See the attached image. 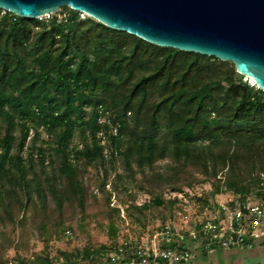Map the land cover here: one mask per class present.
<instances>
[{"label":"trees","instance_id":"trees-1","mask_svg":"<svg viewBox=\"0 0 264 264\" xmlns=\"http://www.w3.org/2000/svg\"><path fill=\"white\" fill-rule=\"evenodd\" d=\"M63 8L67 15L47 20L0 10V223L13 222L17 211L47 243L67 234L62 220L69 212L81 231L94 221L115 238L119 209L111 206L106 185L116 156L123 173L113 179L112 191L128 198L127 211L171 209L178 199L164 192L183 193L203 183L199 176L224 171L225 185L241 205L252 194L264 204L260 90L230 62L158 47ZM39 129L47 141H38ZM88 167L102 172L100 197L84 181ZM130 184L150 195L148 206H136ZM167 247L178 249L175 241ZM120 249L126 253L121 264H141L128 244L60 252L59 263L37 255L32 261L16 257L13 264H105Z\"/></svg>","mask_w":264,"mask_h":264},{"label":"water","instance_id":"water-1","mask_svg":"<svg viewBox=\"0 0 264 264\" xmlns=\"http://www.w3.org/2000/svg\"><path fill=\"white\" fill-rule=\"evenodd\" d=\"M63 7L158 47L230 62L264 94V0H0L24 19Z\"/></svg>","mask_w":264,"mask_h":264},{"label":"rangeland","instance_id":"rangeland-1","mask_svg":"<svg viewBox=\"0 0 264 264\" xmlns=\"http://www.w3.org/2000/svg\"><path fill=\"white\" fill-rule=\"evenodd\" d=\"M67 9L63 8L55 14L58 18L67 15ZM51 15L41 19L47 20ZM85 15L81 14L80 18L84 19ZM90 19V18H89ZM246 79L243 78V81ZM248 81V80H246ZM249 82V81H248ZM251 85V83L249 82ZM86 110H91L87 107ZM108 114L105 115V120ZM102 117V119H104ZM113 127V126H111ZM38 141H47L48 136L43 129H39ZM32 136V133L29 135ZM104 144L106 143V134L104 133ZM101 139V138H100ZM102 141V139H101ZM73 142H78L77 134L74 133ZM30 146L29 138L27 139V147ZM106 152H111L107 149ZM116 156V153L114 154ZM115 164L108 168V178L106 189L111 192V206L119 209L117 224L119 232L115 238H111L106 231V227L99 228L94 221L85 225L84 231H81L73 220V216L69 212L63 215V225L68 229L67 234L61 240L50 239L45 242V239L40 236L36 230V225L33 222L21 223L22 214L15 211L13 213V222L5 218L0 223V264H13L16 257L25 258L28 261L36 259L37 255H48L55 263L62 261L60 252L76 255L82 253L85 249H100L101 247L118 246L122 248L124 244L130 245L131 250H127L129 254H133L136 245L145 246L151 241L156 242L159 247L166 245L165 236L157 237L153 235L159 231L163 224H172L181 235L187 237L189 230L198 224L199 221L210 220L213 217L220 216L219 208L221 205H228L232 201L238 200L232 191L225 185V171L217 174L216 177H200L203 183L195 185L193 188H185L183 193L164 192L166 198L172 197V194H177L179 197L177 203L171 209L152 210L147 208L143 213L139 210L127 211L130 202L127 197L121 200L112 191V182L116 175L123 173L121 159L114 157ZM166 160L157 162L158 169L163 168ZM102 172L95 167H88L84 174V181L90 186L93 193L100 197L98 190L99 184L103 180ZM198 176V175H197ZM136 179H141V174L136 173ZM260 186L264 188V175L260 177ZM218 190V191H217ZM130 192L135 195V204L138 208L148 206L151 201L149 194L140 191L136 186L130 184ZM260 197L252 194L250 203L257 204ZM124 202V203H122ZM129 210V209H128ZM125 252V251H124ZM131 252V253H130ZM126 255V253H125ZM130 256V255H129ZM136 260H132V264H136ZM124 264V263H122Z\"/></svg>","mask_w":264,"mask_h":264},{"label":"built area","instance_id":"built-area-1","mask_svg":"<svg viewBox=\"0 0 264 264\" xmlns=\"http://www.w3.org/2000/svg\"><path fill=\"white\" fill-rule=\"evenodd\" d=\"M106 122L105 118H101L100 123ZM118 126L116 124V126L111 127L114 134H116ZM98 137L102 139L104 144V132L101 131ZM172 197H179V195L172 194ZM230 203L232 205L220 206V216L199 221L189 230L185 238L178 233L173 225L162 226L153 237L156 239L165 236L167 241L165 246L159 247L156 242L151 241L145 246L139 244L134 247L135 253L141 259V264H156L158 260L170 263L186 261L190 256V244L199 241L200 236L206 238L209 241L208 244L217 245L221 248L245 246L248 237L264 236V204L247 202L241 205L237 200ZM171 241L176 242L178 249L173 250L167 247ZM125 256L124 250L120 249L119 253H113L105 264H121L120 262Z\"/></svg>","mask_w":264,"mask_h":264},{"label":"crops","instance_id":"crops-1","mask_svg":"<svg viewBox=\"0 0 264 264\" xmlns=\"http://www.w3.org/2000/svg\"><path fill=\"white\" fill-rule=\"evenodd\" d=\"M170 264H264V236L248 237L247 245L231 248L210 246L200 240L190 244V256Z\"/></svg>","mask_w":264,"mask_h":264}]
</instances>
